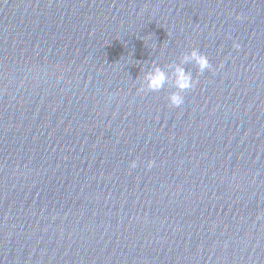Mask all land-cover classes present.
I'll use <instances>...</instances> for the list:
<instances>
[{
    "label": "water",
    "instance_id": "obj_1",
    "mask_svg": "<svg viewBox=\"0 0 264 264\" xmlns=\"http://www.w3.org/2000/svg\"><path fill=\"white\" fill-rule=\"evenodd\" d=\"M261 214L264 0H0V264H264Z\"/></svg>",
    "mask_w": 264,
    "mask_h": 264
},
{
    "label": "clouds",
    "instance_id": "obj_2",
    "mask_svg": "<svg viewBox=\"0 0 264 264\" xmlns=\"http://www.w3.org/2000/svg\"><path fill=\"white\" fill-rule=\"evenodd\" d=\"M234 47L239 48L238 43H234ZM192 61L198 66L199 73L203 74L206 70H211L213 65L207 54L203 53L199 48L193 47L190 52L184 55L183 61L180 64H175L172 66V84L174 91L168 94V102L170 106L179 107L185 102L184 92L195 87L198 82L196 78L193 77L190 70L184 67V64ZM143 70V69H142ZM140 84V91H151L159 92L165 88L169 83V73L161 68L158 64H154L149 67L147 71L143 72L142 76L138 77ZM155 161H148L147 166L151 168ZM137 166V161L133 160L130 167L135 168ZM264 215V214H261ZM258 218H260L258 216Z\"/></svg>",
    "mask_w": 264,
    "mask_h": 264
}]
</instances>
